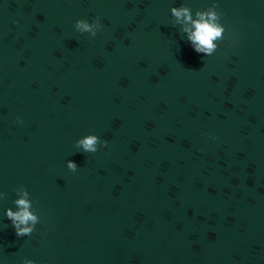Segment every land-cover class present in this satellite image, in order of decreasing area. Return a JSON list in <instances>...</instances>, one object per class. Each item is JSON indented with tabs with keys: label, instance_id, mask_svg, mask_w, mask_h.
I'll return each mask as SVG.
<instances>
[{
	"label": "water",
	"instance_id": "95a60500",
	"mask_svg": "<svg viewBox=\"0 0 264 264\" xmlns=\"http://www.w3.org/2000/svg\"><path fill=\"white\" fill-rule=\"evenodd\" d=\"M214 4L205 56L171 9ZM25 259L264 264V0H0V264Z\"/></svg>",
	"mask_w": 264,
	"mask_h": 264
},
{
	"label": "clouds",
	"instance_id": "9594fccd",
	"mask_svg": "<svg viewBox=\"0 0 264 264\" xmlns=\"http://www.w3.org/2000/svg\"><path fill=\"white\" fill-rule=\"evenodd\" d=\"M213 9H218V5H213L207 12H197L198 19L192 20L189 14V9L186 7H173L171 14L177 18V20H184L185 22H191L194 31L185 28L184 31L188 33V39L191 42L193 49L205 56H211L217 49V45L214 41L222 37L224 27L221 26L218 21L221 20V15ZM19 24V22H16ZM75 29L80 34H91L92 37H96L102 29V25L99 21V17H94L92 22L88 20H78L75 23ZM17 122L23 124V120L17 117ZM99 145V147H98ZM108 141H101L100 137L96 135H88L76 142V149L82 150L83 153H97L101 148H108ZM68 169L75 173L78 170V166L75 162L68 161ZM22 192L16 191L17 195H20V199L14 201L15 206L19 209L13 211L9 208L6 212L8 220L11 221L12 226L15 229V234L18 238L30 236L38 223H40V217L33 213V203L30 197V193L26 188L21 186ZM23 264H35V261L25 259Z\"/></svg>",
	"mask_w": 264,
	"mask_h": 264
}]
</instances>
